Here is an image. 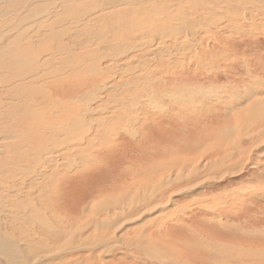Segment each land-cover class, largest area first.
<instances>
[{"label": "rangeland", "instance_id": "374dc122", "mask_svg": "<svg viewBox=\"0 0 264 264\" xmlns=\"http://www.w3.org/2000/svg\"><path fill=\"white\" fill-rule=\"evenodd\" d=\"M132 1L0 0V48L13 53L26 48L29 56L38 61L36 54L42 49L37 40L54 34L56 46L58 37H64L66 46L77 47L81 55L82 51L90 54L98 49L109 51L112 57L100 62L105 68L112 67L111 78L96 79L85 73V78L93 83L81 91L91 94L104 80L107 82L108 91H100L95 95L96 102L91 101V108L100 113L84 116L87 126L94 125L101 131L97 136L102 135L101 140L86 151L84 159L78 158L80 150L76 142L68 147L71 149L53 150L55 163L48 172L39 165L40 176L57 173L58 178L53 176L49 183L53 198L71 215L78 209L82 211V207L117 197L118 209L111 206L104 211L95 210V215L92 213L83 220L84 224L93 227L107 219L104 231L124 238L135 237L136 228L143 227L144 239L154 244L155 249L168 252L167 258L156 261L142 247L121 246L103 254L105 264H264V144L254 148L255 141L252 142L256 138V143L260 142V136H264V116H259V121L248 130L240 122L242 117H238L245 106L264 97V15L248 19H255L258 29L253 32L240 34L232 30L237 26L244 29L251 23L226 14L221 15L223 21L213 23L211 28L209 19L203 25L201 22L191 36L189 29L169 22L179 0H136L138 4ZM199 1L208 4L210 0ZM185 9L192 11L188 6ZM164 15L175 36L170 31L166 34L157 30L165 28ZM50 24L53 30L47 27ZM122 33L127 35L126 39L117 37ZM213 33L218 35L213 38L210 36ZM26 42L28 45H23ZM119 50L128 52L114 55ZM70 103L76 109V103ZM42 118L43 115L39 120ZM130 129L135 133L125 132ZM232 132L239 145L230 147L237 153L243 151L241 157L247 160L245 169L234 176L207 180L206 164L225 153L219 147L218 136ZM112 135L111 144H107ZM88 136L87 139L92 134ZM22 144L27 150L26 143ZM66 151L77 162L69 165L77 166L66 168L68 161L61 156ZM49 156L46 152L42 154V158ZM131 168L137 175L129 173L127 169ZM123 169L125 175L119 179ZM147 175L154 181H163L161 190L150 194L160 199L170 197L166 207L149 211L152 206L126 204L130 197L123 189L129 188L128 194H143L144 189L137 185L141 180L138 176L143 179ZM192 184L199 185L185 189ZM111 186L119 187L113 191ZM140 212L143 214L139 215ZM213 215L222 220L214 219ZM82 219L79 216L73 222L83 223ZM88 232L95 230L90 228ZM82 254L88 255L66 252L70 261ZM50 260L49 264H61L55 258ZM0 264H9L1 251Z\"/></svg>", "mask_w": 264, "mask_h": 264}, {"label": "bare ground", "instance_id": "6f19581e", "mask_svg": "<svg viewBox=\"0 0 264 264\" xmlns=\"http://www.w3.org/2000/svg\"><path fill=\"white\" fill-rule=\"evenodd\" d=\"M134 1L136 0H133L132 3H135ZM185 2L184 0L178 1V4H176L177 8L173 9L175 15L169 22L174 21L177 25L182 26L183 29H189V31H191V36H194L201 22V25H203V23H207L205 21L209 19L208 28H211L213 23L218 24L220 20L223 21L222 16L226 17V14L237 20L244 18L251 23V25L253 24L252 26L246 24L244 29L237 26L232 30L240 34L253 32V30L256 31L258 29L254 22L255 19H248L264 15V0H210L208 4L200 2L199 0H188L187 3ZM165 3H167V1ZM171 5L174 6L175 4L171 3ZM186 6L192 11H187L185 9ZM167 9L169 8H165V10ZM191 16L195 18L193 19ZM164 21L165 28L161 27L157 30H161L162 33L165 32L167 34V31L171 30L169 28H173V26L166 25V23L169 22H166L167 19L165 15ZM195 22L196 24H194ZM53 24L47 25V27L53 30L51 26ZM86 29L87 27L85 30ZM52 32L55 33L54 31ZM157 34L158 33L154 34V36ZM176 35L178 36V34ZM216 35L218 34L213 33L210 36L214 38ZM171 36L175 35L171 33ZM22 37L24 36L22 35ZM117 37L126 39L127 35L122 33ZM55 39L56 36L50 34L47 37L42 36L37 40V43H41L40 48L42 49H38L39 51L36 54L38 61L31 58V54L29 56V50L27 51L26 48L23 50L24 48L21 47L23 51L20 50L21 52L19 53H15V50H13V53L11 50H7V48H0V251L3 252L5 260L9 264H41V262H43L42 264H49V260L54 258L55 260H59L61 264H105L103 254H107L114 248H119L121 246L128 248L135 246L142 247V249L146 250V253L151 252L152 254L147 253L148 256H154L156 261L167 258V251L158 248L155 249L154 244L151 245V242L147 238H145L146 240L144 239V234L146 233L143 227L136 228L135 237L124 238V235L118 237V234H114L115 232L104 231L103 226L106 224L107 219L102 218L103 220H100L101 224L97 222L93 227L89 224H84L83 220L94 213L95 210L104 211L111 206L113 207L111 209L115 207L118 209L119 200L117 197L113 200L105 198L99 203L94 200L96 202H94L95 204H90L84 207L85 209L82 207V211H80L81 209H78L76 212L73 210L75 214L71 215L70 210L54 201L53 191L49 183L53 180V176H58L57 173L52 174L50 177L40 176L38 171L39 165H42L43 171L48 172L47 170L55 163L53 159L54 156L52 157L51 155L54 152L53 150L61 151L65 148L71 149L68 147H70L71 143L76 142L79 146H77V149L80 150V156L78 158L84 159L87 153L86 151L92 149L91 146L101 140L100 137L102 135L99 138L97 137L101 131L95 129V127H93L94 125L87 126L84 116L87 113L93 114V116L97 114V112L100 113V110L98 111L93 107L91 108V101L96 102L97 98L95 95H99V93H101L100 91H108L109 87L107 86V82L104 80L99 89L91 94L87 95L85 93V95L82 94L81 91L92 82L85 78V73H89L96 79L102 77L109 79L111 78L109 75H111L112 72V67L108 66L105 68V66L100 65L103 59L112 58L109 51L94 49L90 54L82 51L83 55H81L77 47L74 48L70 45L68 47L66 46L64 37H58V46L54 44ZM28 43L23 45H28ZM132 44L131 42V46ZM120 50L119 53H114V55H123V53L128 52V50ZM32 53L35 55L34 50ZM120 65H118L117 68L122 70ZM119 70L115 71L119 72ZM72 101L76 103V109L73 108L74 106L70 103ZM42 115V120H39ZM259 116H264V97L257 102L249 103L242 109L241 113H238V117H242L240 122L243 124V128L247 130L252 128L254 124L259 121ZM132 129L128 131L125 130V132L130 134L135 133ZM88 134H92L89 139H87L89 137ZM111 134L118 133L113 132ZM230 134L227 133L223 136H218V140L220 141L219 147L225 149V153L224 156L216 158L206 164L205 167L209 170L207 180H219L227 176H234L240 174L245 169L247 160L244 161L245 159L241 157L242 150L237 153L231 148L233 146H238L239 143L236 138H233L234 133L232 132ZM112 140L113 135L108 138L107 144H111L110 142H112ZM256 140L257 138L252 140V142L255 141L253 143V145H255L254 148L264 144V136H260V142L257 141L256 143ZM23 141L26 143L27 150L22 148ZM83 145L85 146V154L82 152ZM45 152L50 155L49 158H42V154H45ZM71 154L72 153L69 151H66L65 154L61 153V156L67 159H65L66 162L68 161L66 164L67 169L76 165L72 164L75 162H73L75 156L70 158L69 155ZM234 159L236 161L233 162V164H227ZM69 162H72L71 166ZM83 163L85 164L84 161ZM158 167L160 168V166ZM127 170L131 171L129 173L133 175L136 174L133 168ZM171 170L172 169H170V171ZM121 172L122 174H120L119 179L125 175L123 173L124 169ZM148 176L149 175L143 177V179L138 176V179L141 178V180H137V185L144 189V193L141 195L139 194L140 192H133V194L129 193V195V188L124 187L125 189H123V192L127 193L126 196L130 197L129 201L126 202L129 207L132 206L131 204L136 203L137 206L142 207L152 206L153 208L148 209L151 211L159 206L163 208L169 205V195L166 199H160L159 197H152L150 194L152 191L158 190L159 188L161 190L163 181H154L152 177ZM151 176L153 175L151 174ZM47 179L49 181L45 182ZM198 185L199 184L188 185L185 189L191 190ZM118 187L119 186H111V190L114 191ZM104 190L106 189H103V191ZM181 191V189H178V192ZM102 195L103 194H101V196ZM119 197H121V195ZM153 203L156 204L153 205ZM140 210H142V208ZM142 214L143 212L139 213V215ZM79 216L83 218V223L80 221L73 222L74 219H77ZM213 216L214 219L219 218V220H222L218 215ZM105 218L108 217L105 216ZM93 219L95 218L93 217ZM113 220L112 222L115 224L117 219H115V222ZM142 225L144 226V224ZM90 228H92L93 231L95 230V232H88ZM105 228H108V226ZM66 252H87L88 255L84 256L82 254L74 258L75 260L73 259V261H70L66 256ZM63 253H65V255ZM46 257H48V259H45Z\"/></svg>", "mask_w": 264, "mask_h": 264}]
</instances>
